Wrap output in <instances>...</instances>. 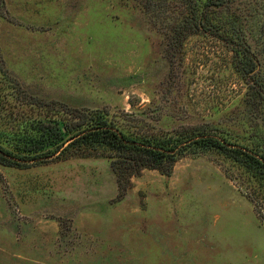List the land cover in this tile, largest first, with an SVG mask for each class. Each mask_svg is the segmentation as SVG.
Instances as JSON below:
<instances>
[{
	"label": "rangeland",
	"instance_id": "obj_1",
	"mask_svg": "<svg viewBox=\"0 0 264 264\" xmlns=\"http://www.w3.org/2000/svg\"><path fill=\"white\" fill-rule=\"evenodd\" d=\"M263 4L233 7L261 15ZM158 12L141 0H0V116L95 109L141 133L264 124L230 49L176 36V15ZM256 44L263 60L264 35ZM116 179L106 156L0 163V264H264V204L217 152Z\"/></svg>",
	"mask_w": 264,
	"mask_h": 264
},
{
	"label": "trees",
	"instance_id": "obj_2",
	"mask_svg": "<svg viewBox=\"0 0 264 264\" xmlns=\"http://www.w3.org/2000/svg\"><path fill=\"white\" fill-rule=\"evenodd\" d=\"M236 1L141 0V3L145 10L159 11L164 16L168 15L166 12L175 14L176 36L191 31L221 41L232 52V68L246 82L249 100L264 108V59L259 56L260 50L253 49L257 39L264 35V13L258 15L255 10L244 13L238 6L233 7ZM209 150L230 160L247 176L254 190L250 193L244 190L245 194L256 207L262 208L263 123L241 133L222 125L141 133L119 126L107 112L95 109L69 119L0 116V163L6 166L28 167L59 158L106 156L120 184L124 176H137L144 169H157L167 175L183 155Z\"/></svg>",
	"mask_w": 264,
	"mask_h": 264
}]
</instances>
